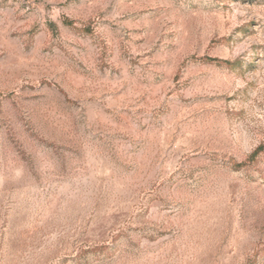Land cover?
Returning a JSON list of instances; mask_svg holds the SVG:
<instances>
[{
	"label": "rangeland",
	"instance_id": "374dc122",
	"mask_svg": "<svg viewBox=\"0 0 264 264\" xmlns=\"http://www.w3.org/2000/svg\"><path fill=\"white\" fill-rule=\"evenodd\" d=\"M259 146L264 0H0V264H264Z\"/></svg>",
	"mask_w": 264,
	"mask_h": 264
},
{
	"label": "trees",
	"instance_id": "16d2710c",
	"mask_svg": "<svg viewBox=\"0 0 264 264\" xmlns=\"http://www.w3.org/2000/svg\"><path fill=\"white\" fill-rule=\"evenodd\" d=\"M215 60V59H214ZM264 152V146H259L251 155L249 163L251 164L252 162H255L257 160V158ZM247 164V165H248Z\"/></svg>",
	"mask_w": 264,
	"mask_h": 264
}]
</instances>
